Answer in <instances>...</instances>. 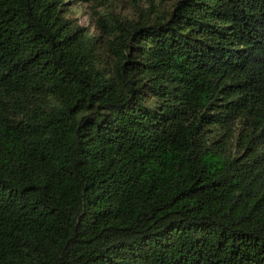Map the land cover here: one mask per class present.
<instances>
[{"label":"trees","instance_id":"16d2710c","mask_svg":"<svg viewBox=\"0 0 264 264\" xmlns=\"http://www.w3.org/2000/svg\"><path fill=\"white\" fill-rule=\"evenodd\" d=\"M0 0V264H264V0Z\"/></svg>","mask_w":264,"mask_h":264},{"label":"rangeland","instance_id":"374dc122","mask_svg":"<svg viewBox=\"0 0 264 264\" xmlns=\"http://www.w3.org/2000/svg\"><path fill=\"white\" fill-rule=\"evenodd\" d=\"M71 6L70 17L84 26H93L92 17L99 13L114 12L120 17H135L140 8L148 6L147 0H78ZM98 12V14L95 13Z\"/></svg>","mask_w":264,"mask_h":264}]
</instances>
